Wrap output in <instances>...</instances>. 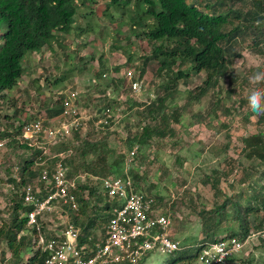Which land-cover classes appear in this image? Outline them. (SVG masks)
Wrapping results in <instances>:
<instances>
[{
  "label": "rangeland",
  "instance_id": "rangeland-1",
  "mask_svg": "<svg viewBox=\"0 0 264 264\" xmlns=\"http://www.w3.org/2000/svg\"><path fill=\"white\" fill-rule=\"evenodd\" d=\"M110 1L78 0L74 28L68 34L58 33L51 47H44L40 52L28 53L24 57L25 72L18 84L6 94H0V129L3 128V132L17 136L20 126L39 115L45 118L46 123L59 124L57 121L62 120L61 112L55 113L53 110L61 107L62 95L77 90V106L80 112H87L88 118H91L87 122V129L99 126L101 132L97 139H107V147L101 151L104 154L99 153V157L105 155L110 161L113 156L115 158L128 152L124 139L129 132H136L140 128L137 122L142 107L138 103L153 100L167 79L155 73L157 62L151 57L152 45L144 38L132 35L128 24L122 23L128 14L121 17L119 13L125 10L118 9L119 13H115L111 19L109 13H114L116 8L111 6ZM232 6L245 10L248 4L236 0ZM205 10L209 11L208 8ZM76 26L87 29L77 33ZM115 45L116 48L113 47ZM234 51L238 55L232 57L228 74L220 81L218 91L209 92L201 101L187 102V97L190 90L204 80L203 72L195 75L189 71L188 77L178 81L175 103L180 107L181 116L178 123H172L176 134L163 140L154 139L151 147H144L136 162H133V169L141 178L136 177L139 187L161 199L157 209L170 217V236L189 247L204 237L197 215L199 210L210 209L225 198L244 204L251 191L260 189L264 182V162L249 158L242 142L243 138L259 130L264 132V121L259 125L257 114L251 111L247 100L250 88L264 89V83L254 85L250 82L253 72H264V45L253 46L247 38L238 36ZM116 67L119 68L117 71L114 69ZM187 67L183 66L184 70ZM100 68H105L106 78L123 79L125 83V70L134 69L135 75L143 82L142 92L138 95L124 91L125 84L106 90L108 98L116 99L113 107L117 109L104 115L108 119L113 114L111 123H106L100 113L105 103L100 93L104 83L96 79ZM134 103L137 105L129 107ZM50 107L51 111L48 110ZM248 112L251 115L246 116ZM10 138L7 146L0 149L2 222L9 218L10 205L4 192L5 176L16 174L12 168L16 165L19 166L20 175V159L31 157L34 149H37L25 148L24 144ZM59 147L62 146L52 147V152L65 150ZM96 155L87 158V162H94ZM43 160L48 164L53 161L44 157ZM39 167L41 165L37 162L31 166L36 171H39ZM79 173L85 177L87 175ZM211 174H218L220 178L219 194L207 182ZM37 176L32 183L40 188ZM87 194L85 191L83 196L88 198ZM88 204L85 214L79 213V220L86 222L97 214H107L101 209L103 200L100 205L95 200ZM262 214H256L254 221L261 220ZM94 223L91 234L99 239L103 235L105 219L97 218ZM228 226L238 228L231 220L223 221L222 233L227 232L225 228ZM188 252H194V248ZM173 255L154 250L140 264H164ZM234 258L231 264H264V239L256 236L250 239ZM10 259L6 246L1 244L0 264H9Z\"/></svg>",
  "mask_w": 264,
  "mask_h": 264
},
{
  "label": "trees",
  "instance_id": "trees-1",
  "mask_svg": "<svg viewBox=\"0 0 264 264\" xmlns=\"http://www.w3.org/2000/svg\"><path fill=\"white\" fill-rule=\"evenodd\" d=\"M235 1H110L111 6L116 8L114 13H109L111 19L115 13H119L118 9L125 10L124 13L122 11L119 13L121 17L128 14V18L122 23L128 24L132 35L142 37L152 45L151 57L157 62L155 73L157 76L165 77L167 81L161 84V91L153 100L138 103L139 107H142V111L138 112L140 119L137 122L140 128L136 132H129L124 139L128 151L137 147L131 162L127 163V153L115 158L113 156L110 161H107L105 155L99 157L102 149L107 147L106 138L97 139V135L101 132L99 126L86 129V134L78 130L74 131L69 141L58 144L73 151V155L65 161L68 165L67 176L72 178L82 174L79 172L87 174L83 182H78L74 192L79 204L78 211H69L71 220L81 229L80 243H92V239H96L91 234L95 220L102 217L106 225L111 216V208L116 204V201L110 200L102 189L99 180L101 177H130L134 186L143 191L136 182V177L141 178L133 169V164L135 165L133 162H136L144 147H151L154 139L163 140L176 134L172 123H178L181 116L180 107L175 103L178 81L188 77L189 71L195 75L203 72L204 80L190 90L187 97V102H199L209 92L218 91L220 81L228 74L232 57L238 55L234 51L238 36L242 39L247 38L253 46L264 45V0H239L248 4L245 10L233 7L232 3ZM77 2L78 0H0V29H2L0 32V94L18 84L25 72L23 61L28 53L40 52L44 47H51L52 42L58 38V33L68 34L74 28L79 7ZM199 3L204 6L202 7ZM206 8L209 11L205 10ZM75 29L77 33H80L86 31L87 27L76 26ZM183 66L188 67L184 70ZM114 69L117 71L119 68ZM141 72L143 73V70ZM96 79L104 83L100 93L105 103L100 113L106 123H111L113 114L107 119L104 112L108 110L109 113H113L117 109L113 107L116 105V99L108 98L106 90L116 89L119 84H125L124 91L130 92V90L123 79L106 78L105 68L99 69ZM135 105L137 104H129V107ZM48 110L51 111V107ZM61 110L62 106L57 108V111H53L56 113ZM249 115L251 112L246 114V116ZM257 121L260 125L264 121V115H257ZM100 126L103 127L102 123ZM0 135L15 136L14 133L5 132H0ZM242 142L245 154L249 158L264 162L263 131L259 130L243 138ZM24 147L29 148L25 144ZM62 147L59 149H63ZM34 150L31 157L20 159L21 183L32 182L37 175L39 178L41 167L38 168L39 171H36L31 166L33 163L41 162L43 157L39 149ZM94 155H96L94 162H87V158ZM213 175L207 177V182H210L215 193L219 194L221 192L220 178L218 174ZM8 181L15 183L12 178ZM261 185L260 189L264 190V182ZM260 189H253L244 204L225 198L210 209L199 210L197 215L200 218L201 233L204 237L191 247L188 244L179 243V248L171 253L174 255L164 264H193L201 248L206 244L232 236L244 240L258 232L262 228L264 219V191ZM85 191L88 193V198L83 196ZM7 197L10 204L9 218L0 225V245H5L10 254L9 264H44L47 252L36 245V232L26 224L25 212L32 206H26L21 197L16 194ZM153 197L156 204L161 200L159 197ZM91 200H95L97 205H100L103 200L101 209L107 214L102 216L97 214L94 218L83 222L79 220L78 215L85 214ZM259 212L263 214L261 220L256 222L254 218ZM227 220L236 223L238 228L228 226L225 228L227 232L222 233L224 230H221V223ZM42 229L45 231L44 226ZM88 237H91L89 241ZM190 248H194V252H188ZM145 257L138 264L144 261ZM234 259L233 257L231 260Z\"/></svg>",
  "mask_w": 264,
  "mask_h": 264
},
{
  "label": "built area",
  "instance_id": "built-area-1",
  "mask_svg": "<svg viewBox=\"0 0 264 264\" xmlns=\"http://www.w3.org/2000/svg\"><path fill=\"white\" fill-rule=\"evenodd\" d=\"M124 77L132 94L142 92L143 82L135 75L134 69H126ZM78 96L77 90H70L60 97L62 120L57 121L59 124L46 123L45 118L39 115L23 124L19 135H0V149L5 148L12 137L19 143L39 149L41 157L53 160L52 164L44 160L37 162L41 165L40 188L32 182L21 183L18 165L12 167L16 174L5 176L4 186L7 196L16 194L26 206H32L25 212L26 224L36 232V245L47 252L44 264H138L154 250L162 253L177 250L179 242L169 232V215L160 213L154 197L137 189L130 177L107 176L99 179L108 198L115 200L116 204L111 208L103 237L96 241L92 239V243L79 242L81 229L71 220L68 212L78 211L74 192L85 176H67L65 161L73 155L72 149L51 150L70 139L74 131H86L91 118H88L87 112H80L76 103ZM107 112H104L105 115ZM136 151L135 146L127 152V163L132 161ZM10 178L16 184L8 181ZM255 236L264 237V219L262 228L244 240L232 236L204 245L193 264H231V259ZM90 239L88 237V241Z\"/></svg>",
  "mask_w": 264,
  "mask_h": 264
},
{
  "label": "clouds",
  "instance_id": "clouds-1",
  "mask_svg": "<svg viewBox=\"0 0 264 264\" xmlns=\"http://www.w3.org/2000/svg\"><path fill=\"white\" fill-rule=\"evenodd\" d=\"M250 82L254 85L264 83V72L255 71L250 77ZM248 106L257 115H264V89L252 87L247 93ZM223 259V256H220Z\"/></svg>",
  "mask_w": 264,
  "mask_h": 264
},
{
  "label": "crops",
  "instance_id": "crops-1",
  "mask_svg": "<svg viewBox=\"0 0 264 264\" xmlns=\"http://www.w3.org/2000/svg\"><path fill=\"white\" fill-rule=\"evenodd\" d=\"M6 92H7V90L4 91L3 93L6 94ZM1 129H3V128H1ZM1 129H0V130H1ZM3 131H4V130H3ZM3 131H2V133H4ZM11 136H12V135H11ZM104 231H105V228H103V235H104ZM103 235H102V237H103ZM102 237H100L99 239H101ZM99 239L96 238V239H94V240H99Z\"/></svg>",
  "mask_w": 264,
  "mask_h": 264
}]
</instances>
